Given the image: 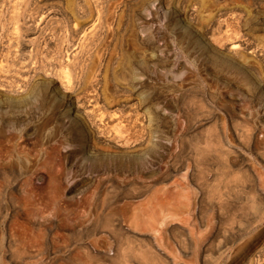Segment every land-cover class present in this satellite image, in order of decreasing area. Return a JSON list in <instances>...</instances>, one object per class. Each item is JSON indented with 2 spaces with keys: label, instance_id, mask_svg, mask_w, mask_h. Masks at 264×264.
I'll return each instance as SVG.
<instances>
[{
  "label": "rangeland",
  "instance_id": "1",
  "mask_svg": "<svg viewBox=\"0 0 264 264\" xmlns=\"http://www.w3.org/2000/svg\"><path fill=\"white\" fill-rule=\"evenodd\" d=\"M27 2L0 6V264H264V0Z\"/></svg>",
  "mask_w": 264,
  "mask_h": 264
},
{
  "label": "bare ground",
  "instance_id": "2",
  "mask_svg": "<svg viewBox=\"0 0 264 264\" xmlns=\"http://www.w3.org/2000/svg\"><path fill=\"white\" fill-rule=\"evenodd\" d=\"M27 1H29V0H0V6H1L2 8H4V9H5V7H6V10H8L7 7H9V6L11 7V9H12L13 7H15L16 9L13 8V9H15V11L17 10V8H18L19 6H22V7H23V11H26V9H27V7H28V6H26V4H28V3L31 2V1H30V2H27ZM32 1H33V0H32ZM32 3H33V2H32ZM18 5H19V6H18ZM28 5H29V4H28ZM25 6H26V7H25ZM10 7H9V8H10ZM24 7H25V8H24ZM28 8H29V7H28ZM13 9H12V11H13ZM20 9H21V7H20ZM24 9H25V10H24ZM51 9H52V8H51ZM0 10H1V9H0ZM3 11H4V10H3ZM3 11H2V12H3ZM10 11H11V10H10ZM20 11L23 12L22 9H21V10L17 11V12H18L17 14H19ZM27 11H28V9H27ZM29 11H30V10H29ZM50 11H51V10H50ZM50 11H49V12H50ZM52 11H54V10L52 9ZM55 12H56V11H55ZM13 13H14V11H13ZM24 13H25V12H24ZM24 13H23V16H24ZM3 14H4V13H3ZM3 14H2V15H3ZM17 14H15L14 17H16ZM25 14H27V13H25ZM20 15H22V14L20 13ZM48 15H49V14H48ZM23 16H22V17H23ZM25 16H26V15H25ZM37 16H38V15H37ZM41 16H43V15H41ZM19 17H20V16H19ZM19 17L17 16L16 18H19ZM23 18H24V17H23ZM46 18H47V17H46ZM19 19H20V18H19ZM19 19H18V22H21L22 20L20 21ZM25 19H26V17H25ZM25 19H23V20H25ZM42 19H43V18H42ZM44 19H45V17H44ZM38 20L41 21V19H39V18H38ZM46 20H47V19H46ZM43 21H44V20H43ZM43 21H42V22H43ZM23 22H24V21H23ZM23 22H22V23H23ZM38 22H39V21H38ZM42 22H41V24H42ZM16 24H17V23H16ZM20 24H21V23H20ZM18 25H19V23H18ZM18 25H17V26H18ZM19 26H22V25H19ZM23 26H24V25H23ZM45 26H46V25H45ZM39 27H40V26H39ZM20 28H21V27H20ZM18 29H19V27H18ZM21 29H22V28H21ZM23 29H24V28H23ZM26 29H29V28L27 27ZM26 29H25V30H26ZM39 29H40V28H39ZM36 30H37V29H36ZM41 30H43V29L41 28ZM201 30H202V29H201ZM26 31H27V30H26ZM28 31H29V30H28ZM29 33H30V32H29ZM34 33H36V32L34 31ZM39 33H40V32H39ZM41 33H42V31H41ZM32 34H33V33H32ZM37 34H38V33H37ZM35 37H36V36H35ZM35 37H34V38H35ZM37 38H38V37H37ZM35 39H36V38H35ZM33 40H34V39H33ZM31 41H32V40H31ZM34 41H35V40H34ZM35 42H36V41H35ZM35 42H34V43H35ZM30 43H31V42H30ZM31 44H32V43H31ZM237 48H238V45H235V46H233L232 49H237ZM18 56H19V55H18ZM18 56H17V57H18ZM25 58H26V57H25ZM28 58H29V57H28ZM15 59H16V57H15ZM20 59H21V58H20ZM21 60H22V59H21ZM28 60H29V59H28ZM36 60H37V59H36ZM151 60H152V59H151ZM33 61H35V60H33ZM37 61H38V60H37ZM22 62H25V61H22ZM28 62H29V61H28ZM31 62H32V61H31ZM35 62H36V61H35ZM32 63H34V62H32ZM20 64H21V63H20ZM28 64H29V63H28ZM21 65H22V64H21ZM21 65H20V66H21ZM23 65H25V64L23 63ZM32 65H33V64H32ZM22 67H23V66H22ZM22 67H21V69H22ZM27 67H28V66H27ZM29 68H30V67H29ZM29 68H28V69H29ZM26 70H27V69H26ZM160 143H161V142H160ZM162 144H164V143L162 142ZM159 146H160V145H159ZM114 151H116V153H118V154L124 155V154H123V151L121 150V148H120L119 146H116V148L114 149ZM135 152H137V150H135ZM135 152H134V153H135ZM139 161H140V160H139ZM142 161H143V160H142ZM81 179H82V178H81ZM86 182H87L86 179H85V180H81V182L77 183V185L74 187L73 191H74V190H78L79 188H81ZM180 201H181V200H180ZM179 203H180V202H179ZM181 204H182V201H181ZM179 205H180V204H179ZM185 205H186V204H185ZM183 206H184V205H183ZM183 206H180V210L182 209L181 207H183ZM173 209H174V208H173ZM183 209H184V207H183ZM183 209H182L180 212H182ZM135 210H139V209H136V208H135ZM178 210H179V208H178ZM178 210H177V211H178ZM172 211H173V210H172ZM174 211H175V210H174ZM177 211H176V212H177ZM136 212H137V211H136ZM170 212H171V210H170ZM178 212H179V211H178ZM178 212H177V214L174 212V214L179 215ZM180 212H179V213H180ZM168 213H169V212H168ZM169 214H171V213H169ZM169 214H168V216H169ZM174 214L172 213L171 215H174ZM168 216H167V217H168ZM174 216H175V215H174ZM169 218H170V217H169ZM120 228H121V227H120ZM123 234H124V233H123ZM127 237H129V236L127 235ZM131 237H132V236H131ZM132 238H133V237H132ZM140 238H141V237H140ZM142 238H143V237H142ZM142 238H141V239H142ZM127 239L130 240V238H126L125 241H127ZM148 239H149V238H148ZM131 240H132V239H131ZM131 240H130V241H131ZM134 240H136V239H133V241H134ZM145 240H146V239H145ZM145 240H142V247H141V248H143V247H147L146 249L150 248V250H149V249H148V250L151 252V249H152V250L154 251L153 253H155V254L157 255V256L155 255V257H156L157 259H158V257L161 258V253L158 252V251H159V248H158V251H157V250L154 248L155 246L151 247V241H150V242L148 241V243L146 244L145 242H146L147 240H146V241H145ZM130 241H129V242H130ZM144 241H145V242H144ZM137 242H138V241H137ZM140 242H141V241H139L138 243H140ZM138 243H136V244H138ZM128 244H129V243H128ZM154 244H155V243H154ZM131 245H132V244H131ZM138 245H139V244H138ZM117 246H118V245H117ZM136 246H137V245H136ZM139 246H140V245H139ZM115 247H116V246H115ZM100 248H101V247H100ZM141 248H140V250H141ZM153 248H154L155 250H154ZM114 249H115V248H114ZM134 249H135V248H134ZM144 249H145V248H144ZM144 249H143V250H144ZM143 250H141V251H143ZM98 251H99V250H98ZM111 251H112V250H111ZM96 252H97V251H96ZM104 252H105V251H104ZM106 252H107V251H106ZM150 252H149V253H150ZM116 253H117V252H116ZM119 253H120V252H119ZM94 254H95V253H94ZM98 254H99V253H98ZM103 255H104V254H103ZM103 255H102V256H103ZM153 255H154V254H153ZM162 255H163V254H162ZM104 256H105V255H104ZM107 256H108V255L106 254V257H107ZM151 257H152V255H151ZM97 258H98V257H97ZM104 258H105V257H104ZM98 259H99V258H98ZM101 259H102V258H101ZM105 259H106V258H105ZM109 259H110V258H109ZM146 259H147V258H146ZM146 259H145V260H146ZM95 260H96V259H95ZM99 260H100V259H99ZM103 260H104V259H103ZM107 260H108V259H107ZM129 260H130V259H129ZM129 260H126V262L129 261ZM150 260H151V259H150ZM96 261H97V260H96ZM109 261H110V260H109ZM111 262H112V261H111ZM114 262H115V261H114ZM143 262H144V261H143ZM145 262H146V261H145ZM145 262H144V263H145ZM147 262H149V261L147 260ZM101 263L104 264V262H101ZM106 263H107V261H106ZM130 263H131V262H130ZM159 263H160V262H159ZM168 263H170V262L168 261ZM168 263H167V264H168ZM108 264H109V263H108ZM112 264H113V262H112ZM114 264H115V263H114ZM145 264H146V263H145ZM155 264H156V262H155Z\"/></svg>",
  "mask_w": 264,
  "mask_h": 264
}]
</instances>
